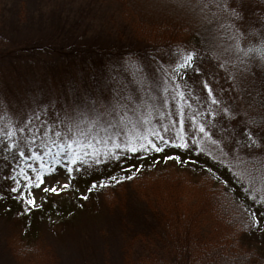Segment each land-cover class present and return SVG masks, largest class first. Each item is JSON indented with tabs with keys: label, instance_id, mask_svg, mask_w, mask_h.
Wrapping results in <instances>:
<instances>
[{
	"label": "rangeland",
	"instance_id": "374dc122",
	"mask_svg": "<svg viewBox=\"0 0 264 264\" xmlns=\"http://www.w3.org/2000/svg\"><path fill=\"white\" fill-rule=\"evenodd\" d=\"M158 1L173 5L174 10H179L184 15L194 12V8L180 7L173 0H156ZM0 3L2 7L0 36L10 35L15 39L29 40L46 39L48 45H54L56 48L61 44L67 47L73 43L72 40L77 43L91 40L102 47L120 43L141 46L134 38L129 12L119 0H0ZM229 6L242 12L243 30L247 33L250 30H248L250 15L255 14L257 10L246 0H229ZM223 14L224 19L215 17L214 27L201 36L202 45L198 48L191 47L182 38L183 42L180 41L179 45L163 51L159 56L158 62L170 75L172 85L164 83L165 76L154 63L142 60L143 63L139 64L144 69L142 73L145 75V81L151 84L149 87L148 82L144 84V94L140 98L153 94L162 97L167 95L163 92L164 87L169 90L178 87L187 93L188 103L192 105L191 108L185 105L186 117H190L192 111L203 104L202 98L207 96V89L203 88L202 81L207 80L213 88L214 95L226 101L237 113L235 121L231 123L222 121L223 130L219 127L213 129L215 135L211 139H216L222 146V140L232 138L240 140L242 129L248 131L250 128V125L245 128L243 123H240L246 118L243 116L239 82H234L223 69L217 67L219 63L234 58V53L226 51L231 44L223 43L221 39V33L225 34L220 25L231 22L230 17ZM224 40L227 41L226 36ZM66 50L68 51V48ZM190 52L198 53L196 66L200 72L189 69L185 76L180 77L176 75L174 69L182 56ZM74 55L23 58L12 63L1 60L0 126H8L9 121L14 122L17 118L30 115L33 110L39 114L42 107H48L53 101L59 110L62 104L71 103L84 90H88L93 96L109 99V90L102 76L97 78L99 85L96 86L93 78L88 79L85 76L90 65L87 63L82 65L81 55ZM116 59L118 58L113 57L110 60ZM95 64H99L97 58L93 62V74L97 76L100 68L95 67ZM118 68L122 83L117 75L114 85L126 88L124 66ZM154 79L155 84L151 81ZM111 86L113 85L109 88ZM149 91L151 94L147 93ZM168 98L171 100V96ZM175 110L174 104L169 106V111ZM53 111L49 110V117L53 115ZM159 119V116L153 118L152 126L157 129ZM171 119L178 120L179 117L173 116ZM184 129L188 133L192 132L188 120L185 121ZM253 130L254 136L258 139L257 146H262L261 150H264V131L259 128ZM95 131L99 132L101 137L104 136L99 129ZM161 134L168 138V134ZM172 135L174 136V133ZM201 137L203 136L198 139ZM45 142L50 144L48 138H45ZM155 142L165 147L159 140ZM96 148L100 152L105 151L103 143L97 142ZM107 148L111 149V142H108ZM254 149L255 147H241L239 152ZM31 150L36 149L26 148V154H30ZM52 150L56 151L55 148ZM39 151L43 155L44 163L55 169L52 175L48 174L47 168L40 169L41 162L38 160L27 162L22 158L13 160L12 156L18 155L17 153L0 152V264H149V259L159 260L163 258L164 254L161 253H164L165 247L171 242L170 229L174 223L172 217L174 215L173 203L169 196L165 197L162 193V185L158 186L161 181L156 178V174L160 172L159 170H165L172 172V178L178 177V182L173 186L182 185L183 204L191 206L195 203L196 197L201 195L197 180L203 179L199 177L195 180L190 175L205 174L204 170L207 169L206 163L203 167H199L198 163L195 165L197 167H186L189 153L171 147H165L162 153L129 155L127 159L116 162L101 163L92 167L85 165L86 171L79 165H70L66 158L57 164L55 160L49 159L43 147H40ZM167 155H179L185 163L174 160L165 162L164 158ZM3 156L8 157L7 162ZM27 163L40 169L45 181L40 188L30 190L38 205L35 208L24 202V198L29 196V189L23 187L25 182L22 179L21 185H16L11 179L2 178L19 172L17 167L19 164L35 180L36 172L27 169ZM140 165L143 167L135 174L133 180H126L112 188L92 193L86 191L92 182H107L110 175L122 177L126 174L122 169ZM67 167L74 168L72 179L69 178ZM180 170L182 172L176 174ZM213 172L216 173L214 170ZM57 180L61 184L69 183L70 187L62 189L59 194L42 191L44 187L56 185ZM13 187L20 188V192H12L10 189ZM84 195L89 198L82 199ZM15 198L19 200L18 207H15L13 202ZM65 200L75 202L77 206L73 204L75 208L68 211L49 209L56 208L55 205H61ZM198 228L197 235L203 240L216 241L222 237L224 231L208 214L201 220ZM24 245H27L25 253L17 255L16 252Z\"/></svg>",
	"mask_w": 264,
	"mask_h": 264
},
{
	"label": "snow or ice",
	"instance_id": "6c2138e0",
	"mask_svg": "<svg viewBox=\"0 0 264 264\" xmlns=\"http://www.w3.org/2000/svg\"><path fill=\"white\" fill-rule=\"evenodd\" d=\"M173 2L180 7H197L201 11L211 10L214 7L217 12H223L230 17L231 22L221 24L220 27L227 29L230 33L229 39L233 41V44L226 51L234 53V58L219 63L217 67L223 69L234 82H237L238 76H254V66L264 71V21L261 22L259 29H250L246 33L243 30L244 16L242 12L230 7L229 0H197L195 4H193V0H173ZM213 15L215 16L216 13L214 12ZM197 60L198 53L196 52L183 55L176 69H174L176 75L183 77L189 69L199 73L200 69L196 66ZM229 64H231V68H229ZM202 85L204 89H207V96L202 98L203 104L194 109L190 117L185 116V105L187 108H191L192 105L188 103L187 93L178 87L172 90L164 87L163 92L167 95L158 97L153 94L143 99L132 95L127 89L117 90L111 99L93 96L88 90H84L71 103L62 104L59 110H57L56 102L53 101L49 103L48 107H42L39 114L33 110L30 115L17 118L14 122L9 121L8 126L0 127V152L17 153L18 155L12 156L13 160L18 158H22L25 162L33 159L38 160L41 162L40 169L47 168L49 175H52L55 169L44 163L43 155L39 151L40 147H43L49 159L55 160L57 164L66 158L70 165H79L85 171L87 170L85 165L92 167L101 163L116 162L127 159L129 155L162 153L165 151V147L182 149L189 154L197 152L199 155L204 150L199 148L198 137L203 136L211 139L215 135L213 129L219 127L220 130H223L222 121L231 123L236 120L237 116V113L233 111L230 105H227L226 101L214 95L213 88L207 80L202 81ZM235 86L236 83H234ZM169 96H171V100H169ZM172 104L176 106L174 112L169 111V106ZM50 109L54 111L53 115L49 117ZM128 113L132 115L130 116ZM154 116L160 117L157 120L159 129L152 126ZM173 116L179 117V119H171ZM244 116L247 118V113H244ZM42 117H48V119ZM186 120L189 121L191 133L184 129ZM161 121H167V123ZM240 123L248 128L249 124L254 125L256 121L247 118ZM82 126H86V128ZM261 127H264V124H261ZM96 129L103 132L104 136L101 137L99 132L95 131ZM142 129H146V131H142ZM161 133L168 134V138L166 139L165 135ZM241 136L242 139L240 140L235 138L222 140L223 148H219L216 139H211V144L217 146L220 158L217 159L213 154V166L206 169L210 176L219 180L220 177L215 176L213 168L218 170L223 161L233 153H237L234 158L239 160L238 152L241 147L253 148L257 146L258 139L254 136L253 129L249 128L248 131L242 129ZM45 138L50 140V144L45 142ZM156 140H159L160 144L165 147L158 145ZM38 141L39 143H37ZM97 142L105 145V151L100 152L96 148ZM108 142H111L110 150L107 148ZM26 148L36 150H31L30 154H26ZM53 148L56 151H53ZM210 151L212 150L210 149ZM2 158L7 162V156ZM164 159L165 162L174 160L185 163L179 155H167ZM17 167L19 172L15 175L2 178L11 179L16 185H21L22 179L25 182L23 187L29 189V196L24 198V202L33 208L38 207L36 198L31 195L30 190L40 188L45 183L43 172L34 168L33 164L27 163V169L36 172L35 180H33L24 167H20L19 164ZM142 167L143 165L122 169L126 173L124 176L110 175L107 182H92L86 191L92 193L101 189L112 188L126 180H133L135 174ZM10 171L15 170L10 169ZM73 171V167H67L70 179L73 178L71 176ZM246 175H250L246 170L238 171L231 174V178L235 184L242 187ZM223 183L226 187L228 186L227 180ZM69 187V183L61 184L57 180L56 185L44 187L42 191L59 194L62 189ZM10 190L20 192L21 189L13 187ZM229 191L235 192V188H230ZM244 191L245 193L251 191V182H249V188H245ZM88 198L87 195L82 196L84 200ZM251 200L254 204L258 203L260 207L254 210H250L251 206L248 209L242 208L241 214L249 217L246 225L249 229H260L261 220H264V192L259 198L252 196Z\"/></svg>",
	"mask_w": 264,
	"mask_h": 264
},
{
	"label": "trees",
	"instance_id": "16d2710c",
	"mask_svg": "<svg viewBox=\"0 0 264 264\" xmlns=\"http://www.w3.org/2000/svg\"><path fill=\"white\" fill-rule=\"evenodd\" d=\"M119 1L124 4L129 12V22L134 38L138 40L141 46L135 47L120 43L115 46L102 47L98 43L91 42V40L84 41V43H77V41L72 40L73 43H70L67 47L61 44L56 48L54 45H48L46 39H15L13 36L4 35L0 36V61L6 60L12 63L21 61L23 58L35 59L48 56H67L68 54L81 55L83 58L82 65L85 63L90 65L86 69L85 76L88 79L93 78L96 86L99 85L97 78L102 76L109 90V99L116 94L117 90L122 91L124 89H127L134 96L141 97L144 94V84L148 82L145 81V75L142 73L144 69L139 65L143 63L142 60L154 63L159 72L165 76L164 83L172 85L170 75L165 72V68L158 62L159 56L163 51L179 45L182 38L191 47L198 48L202 45L200 43L201 36L206 34V31L212 26L214 27L215 17L218 16L224 19L223 12H217L214 7L211 10L205 9L204 11L193 7V13L184 15L179 10H174L173 5L156 2V0ZM195 1L197 0H193V2ZM246 1L251 3L257 10L255 14L250 15L248 30L259 29L261 22L264 21V0ZM214 12L216 13L215 16L213 15ZM1 14L2 7L0 3ZM223 31L225 34L222 35L221 33L223 43L233 44L232 40L229 39V31L225 28H223ZM225 36L227 41L224 40ZM1 37L4 39L2 40ZM66 48H68V51ZM113 57L118 59L115 61L110 60ZM96 58L99 64H95V67L99 66L98 68H100L97 76L93 74V62ZM121 65L124 66L127 77L126 88L114 85L117 81V75L120 83H122L117 72L118 66L121 68ZM229 68H231V64H229ZM253 72L255 73L254 76L237 77L243 100V116L244 113H247V118L256 121L254 125L249 124L250 128H259L264 131V127H261V124H264V71L254 66ZM151 81L153 84L156 83L155 79ZM110 85L113 86L109 88ZM149 86L151 84L148 82ZM147 93L151 94L150 91ZM218 146L223 148L219 142ZM199 148L204 151L199 155L197 152L188 154L186 167H197L195 166L196 163L199 167H203V164L206 163L207 168H209L213 166V154L217 159L220 158L217 146L212 145L209 138L201 137ZM261 149H263L262 146H257L253 151L238 152L239 160L234 158L237 153L230 155L223 161L218 170L213 168L216 172L214 173L215 176L220 177L219 180L210 176L206 170H204L205 174H202V171L201 174H191L190 177L195 180L199 177L203 179L202 181L197 180L201 195L196 197L195 203L191 206L183 204L182 185L173 186L178 182V177L172 178V172L159 170L160 172L156 174V178L161 181L158 186L162 185V193L165 197L166 195L169 196L173 203L172 215L174 216L172 217L174 223L172 229H170L171 242L168 244L169 246L165 247L164 253H161L164 254L163 258L159 260L149 259V264H264V220H261L260 229H249L246 226L249 217L241 214L242 208L248 209L251 206L250 210H254L260 207L258 203L254 204L252 202L251 197L257 196L259 198L264 192V150ZM244 170L250 175H246L241 187L235 184L231 174ZM180 172L182 170L177 171L176 174H180ZM225 180L228 181L227 187L223 183ZM249 182H251V191L245 193L244 189L249 188ZM230 188H235V192H230ZM226 193L227 195H225ZM17 199L13 200L15 207L20 204ZM73 204L77 206L75 202L65 200L61 205H55L56 208L49 207V209L68 211L75 208ZM207 214L213 218L217 225L224 229L222 237L216 241L203 240L202 237L197 235L199 224ZM26 246L24 245L19 249L16 252L17 255L25 253Z\"/></svg>",
	"mask_w": 264,
	"mask_h": 264
}]
</instances>
